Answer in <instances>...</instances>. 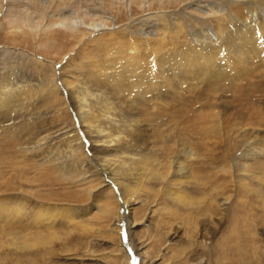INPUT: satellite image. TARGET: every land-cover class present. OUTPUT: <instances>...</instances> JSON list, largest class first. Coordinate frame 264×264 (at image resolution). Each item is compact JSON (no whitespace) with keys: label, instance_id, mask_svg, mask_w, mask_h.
<instances>
[{"label":"rangeland","instance_id":"rangeland-1","mask_svg":"<svg viewBox=\"0 0 264 264\" xmlns=\"http://www.w3.org/2000/svg\"><path fill=\"white\" fill-rule=\"evenodd\" d=\"M263 8L264 0H0V85L59 87L70 72L80 78L81 65L170 61L195 45V33L214 37L221 26L227 34L243 13L263 17ZM260 79L239 92L223 83L217 94L196 95L200 86L145 109L157 124L147 157L155 166L143 165L154 175L123 188L93 163L70 161L79 141H66L65 130L78 122L67 106L25 104L12 121L38 118L48 138L32 148L0 128V264H264ZM221 95L232 104L220 105ZM175 157L193 172L184 188Z\"/></svg>","mask_w":264,"mask_h":264},{"label":"bare ground","instance_id":"bare-ground-1","mask_svg":"<svg viewBox=\"0 0 264 264\" xmlns=\"http://www.w3.org/2000/svg\"><path fill=\"white\" fill-rule=\"evenodd\" d=\"M262 11L263 17L256 16L254 11L243 13V18L238 19L237 24H234L227 34L221 33V29L224 30L223 26V28L219 26V30L214 32V37H208L203 32L195 33V45L187 44L183 49L184 52L169 53L173 56L170 61L165 60L162 63L150 61L141 66L133 60L103 66L81 65L80 74L77 73L80 78L72 81L74 73L70 72L66 78L61 79L66 84L60 82L59 87L54 84L52 87L48 84L41 87L32 86L26 81H23V84L0 85V128H4L1 133L3 132V135L6 133L5 138L7 136L10 141L23 139L30 141L33 144L32 148L40 147L41 142L48 138L41 128L47 127H43L38 118L32 121L28 118V121L17 122H13L12 119L17 112H21L25 104L32 105L37 98L42 99L35 103L38 108L59 109L67 106L78 122L73 134H68V130H65L68 138L66 141H79L70 146V152L73 155L70 161L77 167L81 164L82 167H86L93 163L101 174L119 179L120 183L117 182V184H121L122 188L123 185L127 186L131 182L139 186L146 175H154L147 173L143 165L155 163L154 158L149 161L147 157L151 151L149 146L152 145L149 140L152 137L149 129L155 128L157 124L151 123L153 115L143 114L145 109L156 108L159 102L171 95H177L181 100L183 96H186L185 94L188 95L185 90L202 89L196 95L204 91L217 94L221 89L220 84L223 83L235 84L230 88L232 91L239 92L256 74L261 77L258 83L264 84V8ZM167 51L169 52V49L165 50ZM255 63L261 64L262 70L251 66ZM255 83L256 87L261 86ZM219 99L220 105L231 103L226 101L223 95ZM218 113L222 112L217 111L213 115L219 116ZM258 124L261 125V123ZM34 139L38 140L36 145L35 141L31 142ZM80 140L87 144L85 152ZM28 147L27 149L31 148ZM185 147L187 150L190 149L189 146ZM50 160L53 159L50 157ZM171 162L177 165H174L176 166L175 176H178V179L175 177V182L182 183L180 184L182 187L185 185L183 183H190L186 180L192 176L193 172L188 173L187 165L182 164L176 157ZM171 194L175 195L174 198L179 197L178 192ZM127 203L122 201L120 206L123 217L126 216ZM39 216H45V213H39Z\"/></svg>","mask_w":264,"mask_h":264},{"label":"snow or ice","instance_id":"snow-or-ice-1","mask_svg":"<svg viewBox=\"0 0 264 264\" xmlns=\"http://www.w3.org/2000/svg\"><path fill=\"white\" fill-rule=\"evenodd\" d=\"M58 68L60 67V66H57Z\"/></svg>","mask_w":264,"mask_h":264}]
</instances>
